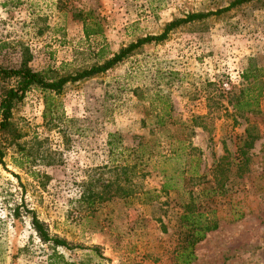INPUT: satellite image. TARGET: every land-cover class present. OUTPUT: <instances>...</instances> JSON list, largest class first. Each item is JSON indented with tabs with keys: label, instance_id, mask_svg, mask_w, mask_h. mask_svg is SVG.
I'll list each match as a JSON object with an SVG mask.
<instances>
[{
	"label": "rangeland",
	"instance_id": "rangeland-1",
	"mask_svg": "<svg viewBox=\"0 0 264 264\" xmlns=\"http://www.w3.org/2000/svg\"><path fill=\"white\" fill-rule=\"evenodd\" d=\"M231 1L0 0V67L25 62L51 79L70 75L138 38L159 34L171 20L213 12ZM86 12L100 34L83 36ZM245 71L261 84L258 111L235 117L233 124L228 102ZM12 85L0 80V91ZM45 99L59 116L55 128L42 118ZM10 122L23 135L21 142L37 137L55 155L19 169L1 137L0 264H37V255L49 252L24 209L71 246H97L110 264H174L176 216L186 191L213 186L212 165L233 156L247 125L258 134L248 151L249 172L241 178L233 169L224 173L226 193L210 203L221 220L194 246L191 264H264V0L181 25L104 73L66 84L58 95L30 89ZM107 133L117 134L125 148L145 138L152 149L157 142L177 149L175 139L185 138L184 145L197 150V173L204 175L188 180L190 160L197 156L186 152L163 161L142 156L140 163L133 156L122 162L106 156ZM118 164L132 167L123 193L112 183L117 172L105 170ZM163 172L172 177L168 193L159 192ZM83 189L98 193V201H82ZM239 213L242 218L231 221ZM59 252L76 261L83 251Z\"/></svg>",
	"mask_w": 264,
	"mask_h": 264
},
{
	"label": "trees",
	"instance_id": "trees-1",
	"mask_svg": "<svg viewBox=\"0 0 264 264\" xmlns=\"http://www.w3.org/2000/svg\"><path fill=\"white\" fill-rule=\"evenodd\" d=\"M247 1L249 0H233L227 6L213 12L197 14L191 13L187 14L183 18L171 20L163 26L159 34L146 35L138 38L134 42L120 48L117 52L101 63L91 65L70 75L51 79L43 72L31 70L27 67L25 62H22L16 68L0 67V80H13L12 86L2 88L0 91V163H2L4 156L1 148V137L4 135L6 146L11 148L13 151V156L11 158L12 164L19 169H24L26 165L34 164L37 160L42 161L46 159L47 156L55 155V153H53L49 148H42V141L37 137L31 138V140L27 142H21L23 135L10 122L13 108L16 103L22 100L28 90L37 89L42 92L58 95L61 93L66 84L76 83L104 73L123 61L141 46L149 43L162 42L166 39L170 31L181 25L198 21L209 16L225 13ZM82 33L85 38H88L90 35L100 34L97 24L92 23L91 12H86L82 16ZM241 79L243 82L242 85L230 96L228 102L233 112V114H231L233 124L235 123V117H240L246 113L251 115L257 113L258 99L261 95V84L258 79H255L250 75V71H245V73L242 74ZM58 117L56 109L54 110L45 99L44 109L42 112L44 122L55 128L58 124ZM160 130V134H165V130ZM166 132H168L167 129ZM257 138L258 134L254 133L253 126L247 125L243 129V136L238 138L233 156L230 158L221 157L212 165L211 171L213 173V186L203 187L196 193L192 192L190 189L186 191L185 200H183L180 204L179 212L176 216V244L173 252L175 261L174 264H191L194 260V246L203 240L206 234L216 229L218 221L221 220V218L215 216V211L211 208L210 203L213 199L221 197L226 193V188L224 187H226L228 177L225 176L224 173L233 169L234 177L241 178L245 173L249 172L250 156H248V151L252 148L253 142ZM175 140L177 145H179V148L177 149H170L171 144H168V148H166V146L162 145L160 142L154 144L156 149H152L148 145L150 140L145 138H140L139 142H137L134 147L125 148L121 145V140L117 134L107 133L105 141V146L107 148L106 156L118 158L120 159V162H122L121 159L124 157L128 158L133 156L132 158L140 163L142 161V156H156L163 161L167 157H176L179 156L180 153L182 154L183 152H186L184 153L186 156H197L192 158L193 160H190L193 162L194 166H191L192 173L188 180H200L204 174H198L196 171V167L199 162L198 154L195 153L196 149L190 146V144H187V146L184 145L185 138H176ZM131 169L132 167L130 168L125 164H118V166L112 165L105 168V170L109 172L115 171L118 174L112 180L117 193H123V188L121 186L122 183L125 185L129 184L127 173ZM28 174L33 179H38L37 172H31L28 170ZM162 179L163 180L159 186V192L168 193L172 191V177L167 176L163 172ZM109 183L110 182L108 180L104 182L105 186H108ZM82 184V186H85V183ZM123 195L127 196L131 194L124 193ZM80 196L83 197L82 201L85 200L88 204H92L95 200L98 201L99 199L98 193L97 195L95 193L91 194L90 191H86L85 189H83ZM24 212L28 215L29 227L38 242L41 245L46 246V250H49V252L42 250L37 255V257H39V260L36 262L37 264H110L109 260L102 255L97 246H71L64 239L56 235H50L46 225L38 220L32 210L24 209ZM13 215L15 217L18 216V208H14ZM241 218L242 214L239 213L236 216H233L231 221H237ZM75 248L83 251L76 261L65 258L64 255L59 252V249L71 251Z\"/></svg>",
	"mask_w": 264,
	"mask_h": 264
},
{
	"label": "built area",
	"instance_id": "built-area-1",
	"mask_svg": "<svg viewBox=\"0 0 264 264\" xmlns=\"http://www.w3.org/2000/svg\"><path fill=\"white\" fill-rule=\"evenodd\" d=\"M222 86L224 87V89H226V90L228 89L226 83L225 84H222Z\"/></svg>",
	"mask_w": 264,
	"mask_h": 264
}]
</instances>
